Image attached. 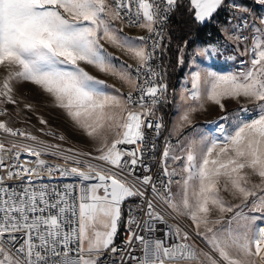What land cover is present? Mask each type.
<instances>
[{
    "label": "snow or ice",
    "instance_id": "1",
    "mask_svg": "<svg viewBox=\"0 0 264 264\" xmlns=\"http://www.w3.org/2000/svg\"><path fill=\"white\" fill-rule=\"evenodd\" d=\"M224 5L225 0H188L200 23ZM180 6L179 0H0V116L9 115L5 105L16 106L20 115L17 88L35 85L95 152L65 149L0 120V133L12 137L0 139V264H264V17L257 18L258 25L251 22L253 58L246 71L192 73L173 133L190 125L206 102L224 112L225 100L243 99L254 107L241 104L231 114V130L217 124L219 135L185 138L176 145L166 140L155 176L144 160L145 130L161 135L157 110L168 102L169 86L152 62L165 39L164 27ZM230 6L248 12L234 0ZM118 22L148 36H129ZM248 26L241 18L222 31L232 32L229 40L247 41L242 31ZM102 41L131 56L135 66L108 52ZM208 52L203 48L197 54ZM82 64L119 79L129 91L91 75ZM24 109L32 111L33 105L25 103ZM38 120L48 126L42 116ZM45 127L38 131L66 139ZM56 176L77 182H43ZM131 198L140 202L127 206L128 235L117 246ZM245 208L261 215H248ZM136 213L146 217L143 225ZM185 218L191 223L184 224ZM157 224L165 225L164 238L155 236Z\"/></svg>",
    "mask_w": 264,
    "mask_h": 264
},
{
    "label": "rangeland",
    "instance_id": "2",
    "mask_svg": "<svg viewBox=\"0 0 264 264\" xmlns=\"http://www.w3.org/2000/svg\"><path fill=\"white\" fill-rule=\"evenodd\" d=\"M253 1L254 6L251 8L252 0H234L236 4L248 9L247 13H242L238 9H233L230 6L233 3V0H225V5L219 10L231 13L233 19L226 22L222 26V29H231L236 24L240 23L241 18L247 19L249 21V27H251V22L253 20H255L256 24L258 25L259 20L257 18L264 17V4H262L260 0ZM216 14L217 13H215L214 16ZM207 22L209 21H206L204 23ZM117 26L122 27L124 33L132 37L144 36L147 32L144 29H140L138 27H128L124 24H120L119 22L117 23ZM249 32L252 34L253 29L251 28L250 30H247V28H245L243 29L242 34L246 35ZM228 35H232V32L229 31L227 35H225L224 33L225 42L222 44L205 42L197 39L195 40L194 37L197 36L195 35L193 37L194 43L189 47V44H187V47H184L183 63H180L181 68L179 67L180 70H178L177 73V76L179 75V77L176 90V99L173 107V112L169 118V121L171 122L170 133L174 137L171 141L173 145H176L178 141H183L185 138L199 139L201 135H206L208 137L219 135L217 130L218 123H224L226 130H231V114L238 110L241 107V104H247L249 108L254 107V105L247 103V101L243 99L240 103L232 100H225L224 103L226 112H224L221 111L219 106L211 102H206L203 109H198L195 113L192 114V123L190 125L185 126L183 131L178 135L173 133V127L183 110L181 95L184 89H187L188 85L191 84L190 78L193 72L197 70H210L221 74L238 73L241 71H246L251 66L249 62L246 64L242 63L246 58L247 60L250 57L251 59L253 58L248 43L246 41L237 42L229 40L227 38ZM102 43L104 44V47L108 50V52L112 53L114 56L119 57L121 61H125L127 64L133 66L135 65V60L123 50L118 49L105 41H102ZM203 48H209L208 54L198 55L197 53ZM82 67H84L91 75L96 76L98 79L106 81V83L110 85H114L123 93L129 90L127 85H125L122 81L111 75L101 73L93 66L82 64ZM2 78L3 72L0 71V79ZM16 94L19 99V109L21 110L20 115H17L15 112L16 106L5 105V107L9 109V115L0 116V120H10V127L23 125L36 130L38 127H45L44 125H41L38 120V117L42 116L45 120L48 121L47 127L59 129L60 131H58V135L61 133L64 134L66 139L70 141L71 146H82L86 152H92L93 154H95L93 143L88 140L81 131L75 129L73 123L64 113V111L55 107L51 98L37 86L32 84H23L17 88ZM25 103L32 104L33 110L29 111L27 109H24ZM226 114L229 116V119L227 121H221L220 117L225 116ZM173 191L176 192L178 191V189L174 186ZM233 203H235V201H233ZM244 211L248 215H256L258 217L261 215L260 213L250 212L248 208H245ZM227 215L230 216L231 214ZM190 223L191 222L189 220H187L186 218L184 219V224ZM121 226L122 222L120 228Z\"/></svg>",
    "mask_w": 264,
    "mask_h": 264
},
{
    "label": "built area",
    "instance_id": "3",
    "mask_svg": "<svg viewBox=\"0 0 264 264\" xmlns=\"http://www.w3.org/2000/svg\"><path fill=\"white\" fill-rule=\"evenodd\" d=\"M180 1V0H179ZM254 6V1L252 0L251 2V8ZM227 20H232V14L231 13H228V15L226 16ZM171 17L169 18V21H170ZM168 21V23H169ZM210 23H214L212 20L209 21ZM250 26V25H249ZM247 27V30H250L251 27ZM166 27L167 25L164 27V34L166 32ZM144 36H148V33L146 32V34ZM244 36H248L249 39L246 41L248 43V46L249 48L251 49V33H247L246 35ZM207 40H212L211 38H213V42L216 43V44H222L224 41H225V36H224V33L223 31L221 30V27H220V30L217 31L216 33H214L212 30H208V35L205 36ZM163 42V41H162ZM162 44V43H161ZM160 51L161 50H157V53H156V59L152 62L153 64V67L156 69V71L158 72H161L163 77H164V73H163V70H162V66H161V54H160ZM245 61L242 62L244 64L246 63H250L251 61V57L247 60L244 59ZM247 61V62H246ZM135 66V65H134ZM180 68H181V65H180ZM179 68V70H180ZM135 73H133L134 75ZM164 82H166L168 84V93H167V103H164L160 106H158V110H157V116L159 117H162V123L164 124V128L162 129V132H161V135H159L158 137L155 135L154 131L152 130H149V129H146L145 130V135H146V145L145 147H147L149 150L145 152V155H144V160H145V163L148 165V167H150L152 169V174L155 176L156 172L158 171V169L161 167V153L163 151V147H164V144H165V141L168 140V141H172V139L174 138L171 133H170V121H169V114H170V103H171V90L173 88V83L172 84H169L165 79H164ZM191 88V84L188 85V88L187 89H190ZM129 91V90H128ZM128 91H126L125 93H127ZM135 95V93H134ZM154 120V118H153ZM13 128H24V129H27L29 131H31L33 134L39 136L41 139L49 142V143H52V144H60L63 148L67 149V148H73V149H76L77 151H80V152H86L85 149L80 146V147H72L70 145V141L68 139H65L64 141H60L52 136H47V135H43L41 134L38 129L42 128V127H38L36 130H33L27 126H23V125H17V126H14ZM48 128H51L53 130L56 131L57 135H58V131H60L59 129H56V128H53V127H45V131L48 130ZM149 137H151L152 139H149ZM0 139H12V137L10 136H6V134H3V133H0ZM18 139V138H17ZM152 143H155L157 148L156 150H151V144ZM128 148H131L133 146H126ZM95 155V154H93ZM26 157L22 156L21 159H24ZM29 159H31L30 157H28ZM46 160H48L50 163H59V164H64L65 161L63 160H60V159H57L56 157L54 156H44L42 157ZM92 163H99L98 161H95V160H92L91 161ZM67 166L68 167H72V166H79L81 167L83 170L85 171H88V169L86 167H84L83 165H75L73 164L72 162H68L67 163ZM44 183H50V184H65V183H75L77 182L76 181V178H73V177H59V176H56L54 178H45L43 180ZM139 198H131L127 201V205L124 207V210H123V217H122V226L121 228L119 229L118 233H117V237H116V245L117 246H121L123 245L125 239H126V236L128 235L127 233V226L123 223V219H126L127 218V206L130 205V206H135L137 203H139ZM136 215L140 218V222L141 224L143 225V220L146 219V217H144L141 213H136ZM167 218V217H166ZM170 223H175L174 220H169ZM165 228V225L163 224H157L156 225V232H155V236L157 238H164V233L161 231V229H164ZM133 229L134 231H138L141 235L144 234V232L140 231L139 229H135V226H133ZM135 244V242H134ZM137 249L139 248L138 245H136ZM136 255H140V252L137 250V252L135 253ZM107 255L110 259H112L111 257V254H105ZM119 254H117V257H118ZM103 259V257H102Z\"/></svg>",
    "mask_w": 264,
    "mask_h": 264
},
{
    "label": "trees",
    "instance_id": "4",
    "mask_svg": "<svg viewBox=\"0 0 264 264\" xmlns=\"http://www.w3.org/2000/svg\"><path fill=\"white\" fill-rule=\"evenodd\" d=\"M179 3L182 6L178 7L167 24L165 39L163 40L164 45L162 42L160 51L164 79L169 84H172L176 80L180 67V63H178L179 49L184 46L185 42L192 45L194 43L192 38L195 35L198 36L197 40L212 42L213 38H211L212 40H207L205 37L208 30L216 33L220 30L221 25L228 21L226 18L228 12L219 10L214 23L197 22L192 12L189 11L188 0H180Z\"/></svg>",
    "mask_w": 264,
    "mask_h": 264
},
{
    "label": "bare ground",
    "instance_id": "5",
    "mask_svg": "<svg viewBox=\"0 0 264 264\" xmlns=\"http://www.w3.org/2000/svg\"><path fill=\"white\" fill-rule=\"evenodd\" d=\"M218 13V12H217ZM229 13V12H228ZM217 15V14H216ZM216 15L211 19L213 22H215L216 20ZM173 17V15L171 16V18ZM171 20V19H170ZM170 22V21H169ZM228 22V21H227ZM210 23V22H207ZM222 26V25H221ZM198 37L195 36L194 39L196 40ZM193 41V38H192ZM213 42V41H212ZM225 42V41H224ZM223 42V43H224ZM214 43V42H213ZM178 77L179 75L176 77L175 82L173 83V88L171 90V103H170V114H169V118L173 112V107H174V103H175V99H176V90H177V85H178ZM73 147V146H72Z\"/></svg>",
    "mask_w": 264,
    "mask_h": 264
},
{
    "label": "crops",
    "instance_id": "6",
    "mask_svg": "<svg viewBox=\"0 0 264 264\" xmlns=\"http://www.w3.org/2000/svg\"><path fill=\"white\" fill-rule=\"evenodd\" d=\"M223 25H224V24H223ZM223 25H222V26H223ZM222 26H221V30H222ZM223 33H224V31H223Z\"/></svg>",
    "mask_w": 264,
    "mask_h": 264
},
{
    "label": "water",
    "instance_id": "7",
    "mask_svg": "<svg viewBox=\"0 0 264 264\" xmlns=\"http://www.w3.org/2000/svg\"><path fill=\"white\" fill-rule=\"evenodd\" d=\"M190 46V44L188 45V47Z\"/></svg>",
    "mask_w": 264,
    "mask_h": 264
}]
</instances>
